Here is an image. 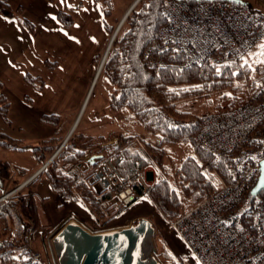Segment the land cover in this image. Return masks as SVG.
<instances>
[{
	"label": "trees",
	"instance_id": "trees-1",
	"mask_svg": "<svg viewBox=\"0 0 264 264\" xmlns=\"http://www.w3.org/2000/svg\"><path fill=\"white\" fill-rule=\"evenodd\" d=\"M46 1L53 3L55 0ZM132 1L127 0L128 6ZM166 1L136 2L115 34L97 76L110 85L107 104L112 112L120 114V131L91 135L73 130L64 141L69 125L75 120L68 112L41 114L40 121L54 130L49 136L33 142L0 130V151L29 152L37 170L51 158L21 188L0 199V264H43L34 257L38 253L31 245L34 238L51 226L47 218L43 222V210L38 202L36 182L42 178L47 180L55 195L81 204L91 215L94 229L105 225L129 206L110 210L115 190L124 186H132L135 200L145 197L164 219L171 221L182 208L206 198L222 184V179H228L224 165L227 157L220 155L213 160L210 153L196 144L195 135L200 129L202 115L181 108L178 103L186 98L206 97L212 103V111H219L246 102L249 90L257 91L264 84V37L254 45L252 54L247 58V53L244 55L240 65L202 63L182 66L183 56L173 51L160 53L162 65L150 64L144 59L143 50L157 36ZM240 1L264 20V0ZM104 2L108 4L110 0H95V7L110 38L122 16L109 23L106 16L110 10L101 8L100 4ZM80 6L79 2L75 8ZM0 11L5 16L17 18L31 34L36 33L35 24L22 14L21 7L13 9L0 0ZM55 17L64 25H71L75 14L59 9ZM100 58L101 53L93 57L94 69ZM45 64L52 69L56 62L46 60ZM23 79L37 90L44 86L40 76L25 73ZM2 87L0 81V118L5 125L11 126L10 101ZM25 99L31 102L29 98ZM134 125L141 126L146 134L143 132L141 136L124 130ZM112 138L117 140L110 146ZM166 144L187 145L192 150L174 165V180H171ZM118 155L122 156V161L117 168L124 182L115 189L97 190L89 181L91 172L107 157ZM143 168H153L161 176L153 180L148 194L135 186L137 170ZM29 170L0 156V197L18 187ZM57 203L56 207L63 205ZM156 237L154 235L153 240L163 264H186L175 256L164 240Z\"/></svg>",
	"mask_w": 264,
	"mask_h": 264
},
{
	"label": "built area",
	"instance_id": "built-area-1",
	"mask_svg": "<svg viewBox=\"0 0 264 264\" xmlns=\"http://www.w3.org/2000/svg\"><path fill=\"white\" fill-rule=\"evenodd\" d=\"M162 16L156 38L143 50L144 59L153 65L163 64L159 55L165 51L181 54L182 66L240 65L264 37V20L247 5L227 0H167ZM195 139L213 160L227 157L228 179L206 198L181 209L171 227L199 264H264V194L251 193L264 158V84L249 90L241 105L203 114ZM121 161V155L107 157L91 172L90 183L97 190L115 189L124 182L117 168ZM135 186L150 192L147 169L137 170ZM135 199V189L124 186L115 190L110 210H121ZM99 227L95 232L112 229Z\"/></svg>",
	"mask_w": 264,
	"mask_h": 264
},
{
	"label": "crops",
	"instance_id": "crops-1",
	"mask_svg": "<svg viewBox=\"0 0 264 264\" xmlns=\"http://www.w3.org/2000/svg\"><path fill=\"white\" fill-rule=\"evenodd\" d=\"M4 1L13 9L21 7L22 14L35 24L36 33L31 34L17 18L5 16L0 11V81L2 92L10 101L8 115L11 121V126L0 122V130L33 142L49 136L54 130L40 121L41 114L68 112L74 116V111L79 109L96 73L92 59L103 51L108 36L95 0L86 4L77 1L81 6L75 8L71 25H64L55 17L56 11L63 9L56 0L53 3L46 0ZM127 3L123 14L129 7ZM46 60L56 62V65L50 69ZM25 73L40 76L44 80L43 88L37 90L25 82ZM29 156L32 160L22 165L30 169L27 179L37 170L32 155ZM57 196L61 204H66ZM69 211L65 210L64 215H69ZM68 219L65 218L63 224ZM39 255L38 259L42 261L43 255ZM195 262L199 264L197 260Z\"/></svg>",
	"mask_w": 264,
	"mask_h": 264
},
{
	"label": "rangeland",
	"instance_id": "rangeland-1",
	"mask_svg": "<svg viewBox=\"0 0 264 264\" xmlns=\"http://www.w3.org/2000/svg\"><path fill=\"white\" fill-rule=\"evenodd\" d=\"M77 1H82L84 2V4H86L90 0H56V4H58V6H61L66 11L75 14V5L77 4ZM126 3L127 0H110L108 4L107 2L100 3L101 8L110 10V13L106 16L109 23H113L116 18L120 17L123 14V10H124L123 8ZM108 39L109 38H107L106 40V45ZM105 48L103 49V51H101V57ZM254 51H255V46L246 54L245 58H247V55H249L250 53L252 54ZM95 71L96 69H94V72ZM109 88L110 85L106 82L104 78L100 77L99 79L97 78L95 79L94 84L87 91L86 96L83 99L79 109L77 111H74L75 114L72 118L73 120L74 119L75 120L72 121L71 124L69 125L66 134L68 133L70 127L73 125L74 122L76 123L73 130L76 132L78 131L82 132L84 134L105 135L108 134L110 131H115V132L120 131L121 128L119 121L120 114H116L112 112L107 104V91ZM178 104L181 108H184L186 110H189L191 112L200 115H203L208 112H212V103L209 102L206 97L186 98L182 101H179ZM0 122L2 123L1 118H0ZM124 130L126 132L130 131L132 133H138L141 136H143V132H144L143 128L139 125H134L133 127H129L128 130L125 127ZM116 140L117 139L112 138V140H110L111 143L109 145L112 146L113 144H115ZM164 148L167 153L169 165H171L172 168L171 180H174V174H173L174 165L181 158H183L187 154H190L192 150L187 145H178V144H166L164 145ZM29 155H30L29 152H16L13 150L0 151L1 157L7 159L10 163L14 165H21V166L28 164L32 160V158ZM147 169L148 172H151L150 180H152V182L154 179L161 177L160 173L155 172L153 168H147ZM26 179L27 176L24 178V180L18 187L10 191L16 192L17 189L21 188L24 185L23 182ZM36 187L39 188L38 190L39 200L38 199L37 200L41 204L43 210V215H42L43 222L47 218L51 226L45 229L40 234L39 237L34 238L31 241V245L34 246V248L36 249L38 256H40L39 253L43 255V257L41 256L43 264H58L53 237L59 230L58 227L59 224L61 222H62L61 224H63L65 218L79 220L83 224V226H85L91 232L98 230L100 227L94 229L91 215L85 210V208L81 204H75L70 200H64L66 201L65 202L66 204H63L61 207L58 206L56 208L58 204L57 201H59L56 199L58 196L56 195L55 197V194L51 191L46 179L42 178L40 181L36 182ZM4 194L5 193H3V195ZM58 195L61 197L60 194ZM55 208L58 210L55 211ZM67 209L70 210L69 215H64V211ZM140 217L147 218L151 222L154 228L153 235L151 236V242L154 248L153 255H155L156 258L161 263L162 261L159 259L157 255L156 244L154 243L153 240L154 235L155 237L157 236L159 240L160 239L164 240L166 245L172 250L175 256L183 259V261L186 264L196 263L195 262L196 259L193 258L194 256L192 255L190 250L187 248L185 243L179 238L177 233L171 227L170 221L164 219L159 214V212H157V210L154 209V207L145 197H140L134 202H132L118 216L108 221L104 226L112 229L116 227L120 228L119 226L121 227L126 226L127 224H129V222L134 223ZM159 240H157L156 242H158Z\"/></svg>",
	"mask_w": 264,
	"mask_h": 264
},
{
	"label": "water",
	"instance_id": "water-1",
	"mask_svg": "<svg viewBox=\"0 0 264 264\" xmlns=\"http://www.w3.org/2000/svg\"><path fill=\"white\" fill-rule=\"evenodd\" d=\"M137 1L138 0L132 1L115 25L113 33L107 42L105 51L102 54L101 62L96 70L91 86L94 84L99 74L102 66L101 64L103 63L116 32ZM227 1L244 4L240 0ZM75 123L76 122L70 127L64 141L72 132ZM48 161L49 160L24 182L34 177ZM259 164V176L251 190L253 195L261 190L264 191V158L260 160ZM148 176L149 178L151 177V172L148 173ZM153 232L154 228L151 222L145 217H140L134 223L120 228L99 232H91L77 220L68 219L53 237V242L58 264H162L156 256L153 255L154 248L151 242ZM146 238L151 245L148 254L141 250L143 240Z\"/></svg>",
	"mask_w": 264,
	"mask_h": 264
},
{
	"label": "bare ground",
	"instance_id": "bare-ground-1",
	"mask_svg": "<svg viewBox=\"0 0 264 264\" xmlns=\"http://www.w3.org/2000/svg\"><path fill=\"white\" fill-rule=\"evenodd\" d=\"M117 33V32H116ZM105 51V50H104ZM104 53V52H103ZM100 62H101V60L99 61V64H100ZM99 64H98V66H99ZM103 64V63H102ZM101 64V65H102ZM98 66H97V68H98ZM97 68H96V70H97ZM149 248H150V244H149V242H148V239L146 238L145 240H143V243H142V245H141V250L142 251H144L145 253H149Z\"/></svg>",
	"mask_w": 264,
	"mask_h": 264
},
{
	"label": "snow or ice",
	"instance_id": "snow-or-ice-1",
	"mask_svg": "<svg viewBox=\"0 0 264 264\" xmlns=\"http://www.w3.org/2000/svg\"><path fill=\"white\" fill-rule=\"evenodd\" d=\"M262 47H264V45H262Z\"/></svg>",
	"mask_w": 264,
	"mask_h": 264
}]
</instances>
